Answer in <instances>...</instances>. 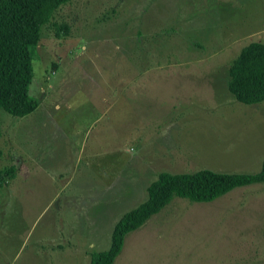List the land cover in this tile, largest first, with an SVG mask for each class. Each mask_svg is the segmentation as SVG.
<instances>
[{
	"label": "rangeland",
	"instance_id": "obj_1",
	"mask_svg": "<svg viewBox=\"0 0 264 264\" xmlns=\"http://www.w3.org/2000/svg\"><path fill=\"white\" fill-rule=\"evenodd\" d=\"M53 21L70 31L41 28L37 109L0 110V171L15 168L0 187V264H89L162 172L259 171L264 102L240 104L227 83L242 48L264 43V0H72ZM52 240L50 261L37 247ZM114 264H264V185L174 198Z\"/></svg>",
	"mask_w": 264,
	"mask_h": 264
},
{
	"label": "trees",
	"instance_id": "obj_2",
	"mask_svg": "<svg viewBox=\"0 0 264 264\" xmlns=\"http://www.w3.org/2000/svg\"><path fill=\"white\" fill-rule=\"evenodd\" d=\"M72 0H0V110L15 118L38 107L29 96L33 81L32 51L41 28L49 25L56 38L66 37L70 27L53 21L54 13ZM228 91L237 102L252 106L264 102V43L242 48L228 68ZM0 127V138H1ZM14 166L0 171V187L15 176ZM264 185V159L255 173H227L208 169L193 173H160L146 189L147 199L126 212L115 224L106 251L90 254L89 264H114L125 237L143 226L174 198L211 203L235 189Z\"/></svg>",
	"mask_w": 264,
	"mask_h": 264
},
{
	"label": "crops",
	"instance_id": "obj_3",
	"mask_svg": "<svg viewBox=\"0 0 264 264\" xmlns=\"http://www.w3.org/2000/svg\"><path fill=\"white\" fill-rule=\"evenodd\" d=\"M135 83H133L132 85H134V84H136V82L137 81H134ZM146 82H148V81H146ZM124 92H125V94L127 93V96L125 97V99L126 98H128V92H127V90L126 89H124ZM124 92H122L121 94H122V96H120V108H121V110H122V107H123V104H122V100L124 99ZM130 95H131V92H130ZM124 99V100H125ZM178 101L176 100V101H173L172 102V105H173V107L175 106V105H177L178 106ZM104 117H105V115H104ZM161 123H162V118H160V119H158V120H155V122L153 123V126H151V127H146L147 129H145L144 127H142V128H144V130H142V133H144V132H147V131H149V132H152V131H150L149 130V128H152V129H154L153 131H156L157 129H159V127L161 126ZM138 131V130H137ZM136 131V132H137ZM114 179H115V177H114ZM96 196V195H95ZM88 204V202H85V204ZM88 206V205H87ZM86 206V207H87ZM67 244H68V246L70 247V246H73V241L72 240H70V238H69V240H68V242H67ZM61 249H63V246L62 245H59L58 243H57V241L56 240H52L51 242H47V241H40L39 243H38V247H37V251L42 255L43 254V256L45 255V256H47V258L51 261L52 259H56V257H57V255H58V251L59 250H61ZM84 255L87 257V255H86V252H84ZM89 259V258H88Z\"/></svg>",
	"mask_w": 264,
	"mask_h": 264
}]
</instances>
